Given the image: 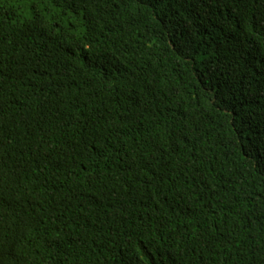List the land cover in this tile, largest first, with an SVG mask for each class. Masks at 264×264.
Returning <instances> with one entry per match:
<instances>
[{
    "label": "trees",
    "instance_id": "1",
    "mask_svg": "<svg viewBox=\"0 0 264 264\" xmlns=\"http://www.w3.org/2000/svg\"><path fill=\"white\" fill-rule=\"evenodd\" d=\"M0 264H264V0H0Z\"/></svg>",
    "mask_w": 264,
    "mask_h": 264
}]
</instances>
